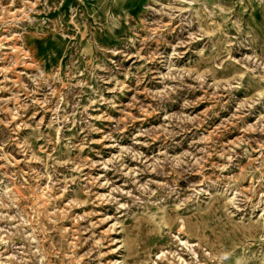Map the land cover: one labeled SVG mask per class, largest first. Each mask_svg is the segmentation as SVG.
I'll return each mask as SVG.
<instances>
[{"label": "rangeland", "instance_id": "374dc122", "mask_svg": "<svg viewBox=\"0 0 264 264\" xmlns=\"http://www.w3.org/2000/svg\"><path fill=\"white\" fill-rule=\"evenodd\" d=\"M0 264H264V0H0Z\"/></svg>", "mask_w": 264, "mask_h": 264}]
</instances>
